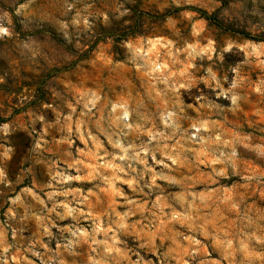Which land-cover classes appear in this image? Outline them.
<instances>
[{"label": "clouds", "instance_id": "9594fccd", "mask_svg": "<svg viewBox=\"0 0 264 264\" xmlns=\"http://www.w3.org/2000/svg\"><path fill=\"white\" fill-rule=\"evenodd\" d=\"M4 16L0 264H264V0Z\"/></svg>", "mask_w": 264, "mask_h": 264}, {"label": "rangeland", "instance_id": "374dc122", "mask_svg": "<svg viewBox=\"0 0 264 264\" xmlns=\"http://www.w3.org/2000/svg\"><path fill=\"white\" fill-rule=\"evenodd\" d=\"M18 0H0V23H6V17L4 16L5 11H9L11 13H15V9L17 7ZM149 3H153V0H149ZM165 3V0H160V5L163 6ZM13 19H15V16L13 15ZM163 19L162 16L158 14H153V12L149 8L142 9L138 13L137 22L132 29L133 32L146 29L148 35L162 33L163 28L161 25L156 23V21H161ZM141 20L144 21V23H141ZM153 21V23H148L147 21ZM17 119H22L23 114L19 110L15 113ZM248 113H245L244 116L247 117ZM2 211L0 210V218H2ZM216 253H213V258H216Z\"/></svg>", "mask_w": 264, "mask_h": 264}, {"label": "trees", "instance_id": "16d2710c", "mask_svg": "<svg viewBox=\"0 0 264 264\" xmlns=\"http://www.w3.org/2000/svg\"><path fill=\"white\" fill-rule=\"evenodd\" d=\"M214 23H215V21H214Z\"/></svg>", "mask_w": 264, "mask_h": 264}]
</instances>
